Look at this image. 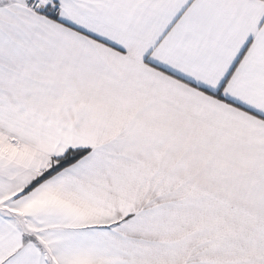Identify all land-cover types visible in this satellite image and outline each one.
Wrapping results in <instances>:
<instances>
[{"label":"snow or ice","instance_id":"obj_1","mask_svg":"<svg viewBox=\"0 0 264 264\" xmlns=\"http://www.w3.org/2000/svg\"><path fill=\"white\" fill-rule=\"evenodd\" d=\"M0 264H264V0H0Z\"/></svg>","mask_w":264,"mask_h":264}]
</instances>
